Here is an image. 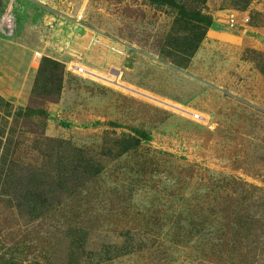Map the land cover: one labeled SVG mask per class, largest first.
<instances>
[{
  "label": "rangeland",
  "instance_id": "374dc122",
  "mask_svg": "<svg viewBox=\"0 0 264 264\" xmlns=\"http://www.w3.org/2000/svg\"><path fill=\"white\" fill-rule=\"evenodd\" d=\"M244 1L176 0L212 20L195 52L184 55L193 34L172 6L0 0V96L20 111L12 125L0 120V127H17L25 145L49 144L58 157L67 148H84L101 169L81 182L73 199L38 220L20 216L14 200L0 195L4 248L21 260L66 264L79 231L87 233V253H102L124 229L144 230L148 223L153 235L173 211L168 194L184 192L182 185L195 180L193 170L195 182L212 172L259 188L263 212L264 0ZM9 18L10 34L3 28ZM44 58L63 65L55 100L49 97L56 79L34 89ZM27 108L46 115L23 120ZM135 130L148 136L139 138ZM127 137L140 144L122 153ZM155 237L160 241L163 233ZM201 250V244L153 249L105 264H264L259 251L235 259Z\"/></svg>",
  "mask_w": 264,
  "mask_h": 264
},
{
  "label": "trees",
  "instance_id": "16d2710c",
  "mask_svg": "<svg viewBox=\"0 0 264 264\" xmlns=\"http://www.w3.org/2000/svg\"><path fill=\"white\" fill-rule=\"evenodd\" d=\"M148 1L156 5L172 6L177 11V20L193 34L186 39V42L192 39V49L182 53L185 55L188 51V54H193L212 24L211 17L199 9L189 10L176 0ZM251 1L245 0V6ZM201 2L205 3L206 0ZM62 76L63 65L44 58L39 66L35 91L49 88L45 79L54 78L57 85L49 98L55 100L60 95ZM19 113L0 96L2 122L10 120L12 125V117ZM45 115L44 110L27 108L22 119L43 118ZM16 129L17 127H0V195L14 200L20 216L34 220L42 218L53 212L56 205L73 199L81 190V182L85 184L91 175L97 177L101 173L99 162L84 148H67L68 154L62 155L59 152L61 156L58 157L54 149L49 148V144L46 147H28L18 138L22 135L17 137ZM135 132L139 138L148 136L140 130ZM36 140L54 142L48 138ZM65 144L67 143L63 141L58 142L61 146ZM139 144L140 139L137 137L122 139V153L136 149ZM28 156L34 157V160H27ZM195 173L193 170L192 177L196 180ZM208 173L212 175L207 179L200 177L198 182L194 180L190 184H183L184 192L168 194L173 211L171 216L165 217L164 224L158 227L159 231L155 234L150 233L154 232L155 227L148 229V223L144 230L141 227L124 229L118 235L119 241L107 245L102 253H87V233L85 230L79 231L76 239L71 242L66 264L112 263L125 255L153 249L165 252L171 247H187L192 244H201L200 252L217 257L229 255L226 257L247 259L257 251L260 255L263 254L264 210L259 211L262 195L257 194L260 189L234 177ZM192 185L194 190L188 189ZM161 233L163 238L159 241L155 236ZM0 264L54 263L48 258L21 260L0 243Z\"/></svg>",
  "mask_w": 264,
  "mask_h": 264
},
{
  "label": "built area",
  "instance_id": "2783aa9c",
  "mask_svg": "<svg viewBox=\"0 0 264 264\" xmlns=\"http://www.w3.org/2000/svg\"><path fill=\"white\" fill-rule=\"evenodd\" d=\"M247 21H248V19L246 18L245 22H247ZM235 24H236V20L234 18H230L229 19V25L231 27H233V26H235ZM3 28H4L5 32H8L9 34L12 33V31L14 29V22L12 21V18H9L5 21ZM79 72H82V70H79Z\"/></svg>",
  "mask_w": 264,
  "mask_h": 264
},
{
  "label": "bare ground",
  "instance_id": "6f19581e",
  "mask_svg": "<svg viewBox=\"0 0 264 264\" xmlns=\"http://www.w3.org/2000/svg\"><path fill=\"white\" fill-rule=\"evenodd\" d=\"M107 41V40H106Z\"/></svg>",
  "mask_w": 264,
  "mask_h": 264
}]
</instances>
